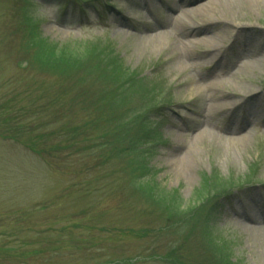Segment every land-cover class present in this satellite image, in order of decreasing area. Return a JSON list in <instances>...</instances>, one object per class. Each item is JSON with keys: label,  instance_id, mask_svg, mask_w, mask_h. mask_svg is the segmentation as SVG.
I'll return each mask as SVG.
<instances>
[{"label": "rangeland", "instance_id": "1", "mask_svg": "<svg viewBox=\"0 0 264 264\" xmlns=\"http://www.w3.org/2000/svg\"><path fill=\"white\" fill-rule=\"evenodd\" d=\"M24 1L0 0V264H163L158 257L176 240L183 243L187 262L207 255L200 227L187 236L137 235L158 223L129 181L126 164L134 156L110 158L104 145L110 139L97 136L100 131L80 132L76 147L66 151L34 154L24 146L48 150L63 143L69 129L84 127L96 109L107 115L106 101L99 99L103 85L91 76L74 77L67 91L75 96L73 104L41 106L55 96L58 83L29 64L30 32L42 43L79 55L108 48L149 87L159 85L154 105L162 111L147 124L152 135L145 183L186 208L202 196L204 184L233 183L209 237L222 241L221 250L235 264H264V0L242 11L244 27L237 38L233 30L210 33L223 51L221 62L191 66L179 65L173 40L146 42L165 31L161 26L169 12L159 0L148 8L141 0H99L86 15L64 0ZM61 3L71 8L68 16ZM208 51L203 43L189 53ZM249 58L262 67L246 64ZM210 66L213 71L205 73ZM207 84H216L217 91L202 87ZM139 101L129 108H138ZM33 102L37 108L28 112ZM199 133L204 137L195 138ZM12 136L19 142L8 139Z\"/></svg>", "mask_w": 264, "mask_h": 264}, {"label": "trees", "instance_id": "2", "mask_svg": "<svg viewBox=\"0 0 264 264\" xmlns=\"http://www.w3.org/2000/svg\"><path fill=\"white\" fill-rule=\"evenodd\" d=\"M73 5L74 10L78 14L84 15L87 8L92 7V4L99 2V0H64ZM62 0V2H64ZM30 4L28 0L24 1ZM68 3L60 5V11L64 16H68ZM86 15V14H85ZM83 17V16H81ZM26 24H29L28 17L25 18ZM27 50L29 57V64L34 65L36 69L51 77L56 78L58 89L55 96L50 99L47 105H57L69 100L70 104L74 103L75 96H69L68 87L72 82H76L74 77H86L91 79L94 77L103 85V89L99 92V99L106 101V112L103 114L97 112L99 108L94 111V115L84 122V127H73L68 130V137L63 143H55L48 150H40L35 148L33 144L24 145L28 150L34 154L40 152H56L58 150L66 151L76 147L79 141L80 132L94 129L100 131V138H108L110 142L104 144L109 148L110 158L119 157L121 155L134 156L133 159L127 161L126 169L129 174V181L133 185V190L138 196L145 200L149 205L147 213L153 217V220L158 223L156 229H144L137 233V235L147 237L153 234L157 237L164 236L166 232L172 233L174 236L181 235L185 232V236L191 234L196 227L202 229L204 238L207 240L206 256L200 258L197 262H187L184 253L183 243L174 242L173 246L164 256L158 257L163 264H235L231 261L230 256L221 250V242H214L209 237L208 228L215 215L220 213V208L223 207V202H226L232 196V191L235 185L231 183L226 186L208 187L204 184L202 196L193 201L187 208L182 207L179 201L173 195L167 194L166 191H158L156 185L152 183H145L144 177L150 173L145 163L147 156L146 145L150 142L152 133L147 129V124L150 119L159 116L161 109L154 105L157 99L155 91L159 89V85L149 87L145 82V78L136 72H130L128 68L123 67L118 56L109 49L93 50L87 54H75L65 50H59L56 46L49 43H42L40 39L35 37V32L29 33V42ZM34 67V68H35ZM85 79V78H84ZM78 81V80H77ZM77 87L74 84L73 87ZM80 91V90H79ZM78 91V94L80 93ZM84 96V97H83ZM79 96H76L78 98ZM87 92L82 93V100H87ZM141 99L140 106L136 109L129 108L132 101ZM95 103V102H94ZM97 104V101L95 105ZM32 107L28 112H33L37 108V103L33 102ZM34 106V107H33ZM41 109V107H39ZM121 114L117 118L116 111ZM104 111V110H103ZM115 122V123H113ZM44 124L43 126H45ZM42 126V128H43ZM47 126V125H46ZM49 126V125H48ZM84 129V130H82ZM113 129V134L110 132ZM40 130V129H39ZM59 131V130H58ZM57 131V132H58ZM33 132V131H31ZM56 133L49 132L52 136ZM58 135V134H57ZM89 135L83 138L87 140ZM116 138L113 142V139ZM8 139L19 142V139L12 136ZM23 144V143H21ZM114 155V156H112ZM187 229V230H186ZM211 240V241H210ZM183 242V241H182ZM185 259V260H184Z\"/></svg>", "mask_w": 264, "mask_h": 264}, {"label": "bare ground", "instance_id": "3", "mask_svg": "<svg viewBox=\"0 0 264 264\" xmlns=\"http://www.w3.org/2000/svg\"><path fill=\"white\" fill-rule=\"evenodd\" d=\"M155 1L141 0L147 8L153 5ZM159 2L167 5L169 12L164 20V25L161 26L165 31L161 34L147 36L146 42L161 45L166 41L173 40L179 46L176 60L179 65L183 66H191L200 60H203L207 65L221 62L223 51L212 42L210 33L216 29L226 32L233 30L236 33L235 38H237L240 36V30L244 27V24L240 22V15L244 14L242 11L256 9L260 5L258 0H159ZM222 15L232 17L223 20L220 18ZM198 19H205V22L198 25V27L190 26V23H194ZM154 31L153 29L146 32L154 33ZM203 43L208 46V52L200 54L201 56L189 53L191 48ZM249 60L245 63L251 64L252 67H262V63H258L252 58H249ZM213 69L214 66H210L206 67L204 71L209 74ZM235 75L233 76L235 77ZM202 87L217 91L216 84H207ZM249 97H246L248 102L251 99ZM203 137L204 134L199 133L195 138L201 139Z\"/></svg>", "mask_w": 264, "mask_h": 264}]
</instances>
